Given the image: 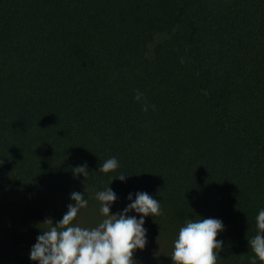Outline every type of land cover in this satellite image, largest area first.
I'll return each instance as SVG.
<instances>
[{
  "label": "trees",
  "instance_id": "1",
  "mask_svg": "<svg viewBox=\"0 0 264 264\" xmlns=\"http://www.w3.org/2000/svg\"><path fill=\"white\" fill-rule=\"evenodd\" d=\"M113 156L116 171H97ZM107 187L112 213L137 191L162 203L137 264L153 240L173 264L180 227L209 217L226 226L217 264H250L264 208V0H0L1 264H38L30 249L74 191L88 199L77 217L102 220L95 193Z\"/></svg>",
  "mask_w": 264,
  "mask_h": 264
},
{
  "label": "clouds",
  "instance_id": "2",
  "mask_svg": "<svg viewBox=\"0 0 264 264\" xmlns=\"http://www.w3.org/2000/svg\"><path fill=\"white\" fill-rule=\"evenodd\" d=\"M134 98L141 102L144 94L137 90ZM152 107L155 109L154 105ZM143 110L148 111L147 103L143 104ZM119 167L118 159L113 156L101 163L97 171L108 174ZM73 171L77 178L80 174L85 178L89 174L86 163L76 166ZM129 177L121 173L114 180L126 182ZM70 199L75 203L67 206L68 211L61 220L54 224L48 219L43 223L50 227L36 237V243L30 249L31 261L38 264H137L134 254L144 250L148 243L146 217L163 214L162 203L141 191L129 193V203L120 212L112 213L118 194L112 187H107L95 193L102 221L95 227L82 228L73 221L80 210L88 206V199L76 191L70 193ZM133 212L136 215H130ZM255 221L256 234L248 238L250 251L254 254L250 264H257V260L264 264V208L259 209ZM225 230L226 226L219 218L188 219L174 240L170 256L173 264H217L224 245L223 239L217 237Z\"/></svg>",
  "mask_w": 264,
  "mask_h": 264
},
{
  "label": "rangeland",
  "instance_id": "3",
  "mask_svg": "<svg viewBox=\"0 0 264 264\" xmlns=\"http://www.w3.org/2000/svg\"><path fill=\"white\" fill-rule=\"evenodd\" d=\"M77 218H78V220L76 221V224L78 226L82 227V228H92V227H95V226L98 225L96 223H99V222L102 221V220L98 221V219H96L97 221L96 220L93 221V220H91L92 218L83 219L84 217H79V216ZM98 218L100 219V217H98ZM52 221L55 224L57 221H59V219L58 218L57 219H52ZM49 227L50 226L48 225V228ZM147 239H148V242H150L149 241V239H151L150 234H148ZM153 241L151 243L152 244H156V246L154 247L155 249L153 248L154 249L153 250V253H151L152 254V257L150 256L151 258H149V256H147V258H145V256H143L141 258L142 259V262L145 263V264H154V262H155V264H159V262H160V259H159V255L158 254L161 253L160 252L161 251V245H160V243H157L156 240L154 242ZM146 247H147V245H146ZM146 247H145V249H146ZM145 249L142 250V251L141 250H137L136 253L134 254V258L136 260H139V257L140 256L145 255L144 254ZM0 264H1V260H0Z\"/></svg>",
  "mask_w": 264,
  "mask_h": 264
}]
</instances>
